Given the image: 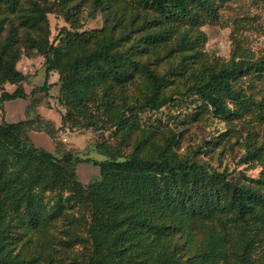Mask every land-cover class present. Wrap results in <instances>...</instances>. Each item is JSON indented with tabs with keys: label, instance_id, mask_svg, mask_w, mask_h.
<instances>
[{
	"label": "trees",
	"instance_id": "16d2710c",
	"mask_svg": "<svg viewBox=\"0 0 264 264\" xmlns=\"http://www.w3.org/2000/svg\"><path fill=\"white\" fill-rule=\"evenodd\" d=\"M70 1L58 0L67 20L78 5ZM91 1L104 13L103 28L64 30L50 41L46 2L0 0V109L28 99L15 66L22 53H37L45 75H58L39 90L58 87L65 110L59 129L114 130L126 144L137 132L131 152L121 156L99 142L102 160L94 161L61 152L53 135L59 129L37 113V120L0 122V264H64L57 253L78 244L89 249L86 264H261L264 140L246 136L239 160L258 167V177L235 178L178 155L177 132L156 141L157 129L138 115L193 106V119L203 107L227 123L249 111L263 120L264 54L219 62L202 52L199 27L216 19L215 0ZM160 51L171 62L165 72L153 66ZM136 75L142 84L128 91L130 101L124 90ZM255 82L258 101L248 92ZM5 84L16 86L8 91ZM35 127L53 140V153L31 142ZM83 162L98 167L86 183L77 174ZM71 210L84 236L68 230L54 237L50 228L72 218Z\"/></svg>",
	"mask_w": 264,
	"mask_h": 264
},
{
	"label": "rangeland",
	"instance_id": "374dc122",
	"mask_svg": "<svg viewBox=\"0 0 264 264\" xmlns=\"http://www.w3.org/2000/svg\"><path fill=\"white\" fill-rule=\"evenodd\" d=\"M36 1H39L40 4L46 2L47 8L51 7V11L46 15L50 41L60 38L64 30L69 32L75 30L81 33L97 31L104 27V13L99 9L94 11L91 0H76L78 5L75 15L69 20L64 17L63 11L59 8L62 3H58V0ZM73 3L74 1L66 0L65 5L70 6ZM214 6L216 19L206 20L199 27L205 37L201 46L202 52L219 62L229 60L232 55L247 56L253 59L262 56L264 54V0H215ZM72 19L74 21H71ZM163 56L164 51H160L158 54V61L150 56V60H154V68L159 72L167 71L171 65L170 59L163 58ZM15 67L25 77L21 86L27 96L29 95L27 100L31 101H29L28 107H26L25 100L5 105L4 112L0 109V122L9 123L26 117L37 120V117L34 116L37 113L41 120H47L58 130L60 117L65 113L64 107L57 100L58 87L52 86L45 91L39 90L45 81L47 84L56 82L58 75L56 73L45 75L44 59L37 53L31 57L22 53ZM141 84V79L136 75L132 83L124 90L130 101L132 99L129 97L128 91L136 92ZM15 86L5 84L3 89L9 91L13 90ZM259 87L260 84L255 82L254 87L248 91L253 94L256 101L260 99L256 94ZM193 108V106H169L159 112L140 113L138 119L144 127L150 128L149 126L153 125V128L157 129L158 133L154 137L156 141H160L163 134L169 135L171 131L177 132L175 151L178 155L191 156L208 168L226 171L235 178H239L240 174H244L247 178H257L260 169L239 163V160L244 154L242 142L246 136L251 135L258 141L264 140V119L256 118L252 111H249L245 113L241 121L234 120L227 123L214 118L203 107L193 119L189 116ZM225 131L228 132L227 136H221ZM40 133H42V128L35 127L28 135L36 146L51 151L52 139ZM136 134L137 132H133L129 137L130 143L126 144L121 141L120 134L115 133L114 130L65 127L53 133L61 152H74L81 158L94 161L102 160L95 151L96 143L105 142L121 156H125L131 152V142ZM97 173L98 167L90 163L83 162L78 166L77 174L81 182L86 183ZM76 212L75 210L69 211V216L72 218L60 219L55 223V226L50 228L54 237L64 239L66 238L64 232L68 230L84 236L83 228L75 222L78 217ZM88 255L89 249H85L79 244L57 253V257L64 264H86ZM255 256H258L261 259V264H264L262 258L264 249L262 247L256 249Z\"/></svg>",
	"mask_w": 264,
	"mask_h": 264
},
{
	"label": "crops",
	"instance_id": "0c3cea01",
	"mask_svg": "<svg viewBox=\"0 0 264 264\" xmlns=\"http://www.w3.org/2000/svg\"><path fill=\"white\" fill-rule=\"evenodd\" d=\"M9 91H11V90H9ZM18 100H23L24 101V99H17V100H14V101H9V102H4L3 103V112H4V108H5V105H7L8 103H10V102H16V101H18ZM25 102H26V107H28V101L27 100H25ZM30 104V103H29ZM27 112H28V109H27ZM27 112H26V115H27ZM27 118V117H26ZM25 118V119H26ZM20 120H24V119H19V120H17V121H13V122H18V121H20ZM13 122H9V123H13ZM31 132V131H30ZM29 134V133H28ZM39 134V133H38ZM40 134H42V135H44L43 133H40ZM44 136H46V135H44ZM28 137H29V135H28ZM29 139L31 140V142L34 144V146H36L35 145V143H34V141L29 137ZM53 141V140H52ZM36 147H38V146H36ZM38 148H41V147H38ZM42 149H44V148H42ZM51 151H48V150H46V149H44V150H46V151H48V152H51V153H53L54 151H55V145H54V143L53 142H51ZM80 165V164H79ZM78 165V166H79ZM77 173H78V168H77ZM84 183V182H83Z\"/></svg>",
	"mask_w": 264,
	"mask_h": 264
}]
</instances>
